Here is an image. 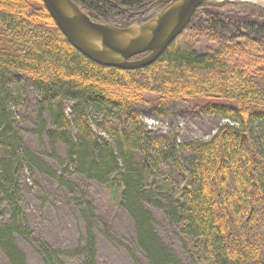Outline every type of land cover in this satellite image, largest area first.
<instances>
[{"label":"trees","instance_id":"obj_1","mask_svg":"<svg viewBox=\"0 0 264 264\" xmlns=\"http://www.w3.org/2000/svg\"><path fill=\"white\" fill-rule=\"evenodd\" d=\"M72 1L93 21L117 27L146 21L147 4L164 6ZM203 37L213 50H195ZM19 77L35 89L28 103ZM148 95L159 104L197 100L200 110L227 122L207 141L178 144L144 131L135 106ZM21 106L34 116L27 130L58 168L24 144L15 121ZM92 117L107 137L93 129ZM163 163L184 176L180 189L157 175ZM21 168L58 181L71 169L107 185L132 221L145 264H183L155 229L150 207L202 264H264V7L202 4L153 63L127 70L98 65L73 48L41 0H0V250L9 264H27L15 242L21 237L43 264H66L65 256L96 264L93 210L82 197L76 203L85 206V233L76 248L55 250L31 235L20 210Z\"/></svg>","mask_w":264,"mask_h":264},{"label":"rangeland","instance_id":"obj_2","mask_svg":"<svg viewBox=\"0 0 264 264\" xmlns=\"http://www.w3.org/2000/svg\"><path fill=\"white\" fill-rule=\"evenodd\" d=\"M162 8L153 3L147 4L146 19L155 16ZM194 48L199 52L210 51L215 48V44L207 37H203L194 44ZM17 81L21 84L19 87L26 102H30L36 94L34 87L24 83L20 77ZM147 97L149 98L147 102L135 106V112L144 131L173 136L178 144L207 141L217 132L220 125L227 122L226 119L216 118L200 110L199 106H195L197 100L163 101L159 104L157 96ZM65 111L69 113V106L65 105ZM33 119L34 116L27 106L16 108V126L24 144L32 151L41 154L51 168H58L56 161L48 156L47 150H44L34 135L27 130V127L30 128L32 125ZM96 120L93 117L89 119L90 125L100 136L107 137L97 125L100 120L98 119L97 122ZM162 165L164 169L157 172V175L161 176L163 183L180 189L185 184L184 176L171 167H166V164ZM64 176L63 181H58L46 173L21 168L20 210L31 235L55 250L69 251L76 248L85 233V206L76 203L77 197H82L93 210L90 220L96 237V264H145L142 252L134 243L132 221L112 198L107 185L92 179L86 180L71 169ZM67 182L72 183L74 187L72 191ZM149 210L161 239L182 263L190 264L191 255L192 264H202L191 250H189L190 254L184 251L183 242L169 230L163 213L152 207ZM5 213L8 215L9 211L6 210ZM15 242L24 253L27 264H43L40 254L30 240L16 237ZM186 246L190 247L189 244ZM62 259L66 264H79L78 259L73 257L65 256ZM0 264H9L1 250Z\"/></svg>","mask_w":264,"mask_h":264},{"label":"water","instance_id":"obj_3","mask_svg":"<svg viewBox=\"0 0 264 264\" xmlns=\"http://www.w3.org/2000/svg\"><path fill=\"white\" fill-rule=\"evenodd\" d=\"M41 1L73 48L98 65L127 70L153 63L184 30L198 6L218 3L214 0H155L164 4L155 16L145 22L117 27L93 21L72 0ZM145 52L139 59H130Z\"/></svg>","mask_w":264,"mask_h":264},{"label":"bare ground","instance_id":"obj_4","mask_svg":"<svg viewBox=\"0 0 264 264\" xmlns=\"http://www.w3.org/2000/svg\"><path fill=\"white\" fill-rule=\"evenodd\" d=\"M214 1H217V2H220V1H223V0H214ZM230 1V0H229ZM242 1H248V2H251V3H254V4H257V5H260L262 7H264V0H242ZM158 3V2H156ZM162 4V3H161ZM46 8V7H45ZM196 10V9H195ZM195 12V11H194ZM51 16V15H50ZM53 19V18H52ZM56 24V23H55ZM135 24V23H134ZM146 53V52H145ZM142 54V53H141ZM139 55V54H138Z\"/></svg>","mask_w":264,"mask_h":264}]
</instances>
